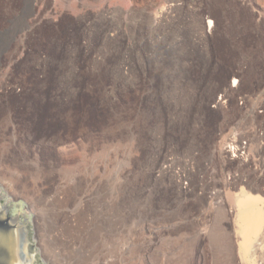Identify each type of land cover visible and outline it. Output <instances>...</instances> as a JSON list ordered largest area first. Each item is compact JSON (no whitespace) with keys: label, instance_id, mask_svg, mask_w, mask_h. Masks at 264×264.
<instances>
[{"label":"rangeland","instance_id":"obj_1","mask_svg":"<svg viewBox=\"0 0 264 264\" xmlns=\"http://www.w3.org/2000/svg\"><path fill=\"white\" fill-rule=\"evenodd\" d=\"M1 40L0 145L14 129L44 171L0 184L48 264H75L45 222L50 167L66 213L85 206L86 264H264V0H0Z\"/></svg>","mask_w":264,"mask_h":264},{"label":"flooded vegetation","instance_id":"obj_2","mask_svg":"<svg viewBox=\"0 0 264 264\" xmlns=\"http://www.w3.org/2000/svg\"><path fill=\"white\" fill-rule=\"evenodd\" d=\"M8 130V128H5ZM3 136L4 143L0 145V167L1 166H13L12 171L10 170L9 173L11 174V177L14 179V184L16 187H18L19 184H26V180L30 174L35 177L32 180V187H35L37 185L36 178H40V171H44V167L40 164L38 154L37 153H30L28 150V147L20 140H17L15 135L14 129H11L8 132H5ZM35 168V169H34ZM34 169V172L32 171ZM49 173L56 172V181L54 184V190L56 192V196L50 201H46V204L50 206V210L46 214L45 222L48 221L53 228L57 231V234L59 235L60 239L63 241V249L66 251V253L70 254L72 256L71 258L74 259L75 264H86L87 259L91 256V251L93 250H84V258L80 259L78 258V252H80L82 247L80 246L79 241V224L75 220V213L81 211L83 213L85 209L84 204L78 205L76 208H74V212L66 213V208L68 206L69 198L73 197L74 199L77 198L76 194L73 191L74 188L70 189L68 187V181L63 180L62 176L57 169H53L50 167L48 170ZM37 176V177H36ZM6 186V185H5ZM7 187V186H6ZM93 190L94 187L92 186ZM68 190L69 193H71L70 197L67 196L68 193H66L64 190ZM7 190H9L7 188ZM72 190V191H71ZM91 190V193L93 192ZM10 191V190H9ZM11 192V191H10ZM15 191H12L14 194ZM74 193V194H73ZM65 199L67 200L66 204H64ZM87 202L88 200L85 199ZM83 201V203H86ZM96 203V202H94ZM94 212H97V207L94 206L93 208ZM38 219L37 215L35 217ZM75 220V224H73V221ZM71 224V225H70ZM57 226V227H56ZM59 227V228H58ZM62 232V233H61ZM61 234V235H60ZM122 246V245H121ZM122 248V247H121ZM125 248V247H123ZM126 249V248H125ZM102 249H100V252ZM98 257V256H97ZM103 258V257H102ZM104 259V258H103ZM107 262L105 264H114L112 260L106 259ZM95 264V263H91ZM103 264V263H102Z\"/></svg>","mask_w":264,"mask_h":264},{"label":"water","instance_id":"obj_3","mask_svg":"<svg viewBox=\"0 0 264 264\" xmlns=\"http://www.w3.org/2000/svg\"><path fill=\"white\" fill-rule=\"evenodd\" d=\"M5 197L4 191L0 189V252L2 253L0 256L5 257L6 252L12 254L16 249L15 244H17L16 239H18L20 226L18 224L21 222L26 233V252L33 257L31 261L23 264H44L38 255L39 250L33 230L32 213L26 209L17 210L14 206L16 207L18 204H13L11 201L6 202ZM10 259L13 261L12 257Z\"/></svg>","mask_w":264,"mask_h":264},{"label":"bare ground","instance_id":"obj_4","mask_svg":"<svg viewBox=\"0 0 264 264\" xmlns=\"http://www.w3.org/2000/svg\"><path fill=\"white\" fill-rule=\"evenodd\" d=\"M3 41L1 40L0 41V50L2 49V47H3ZM100 63H102V62H100ZM94 68L96 69V71H97V75H96V77L98 78V77H101L100 76V74H101V71H102V66H101V64H99L98 62H95V64H94ZM94 69V70H95ZM99 95L100 96H102L103 95V92L102 91H99ZM2 109V108H1ZM118 112V111H117ZM2 113V112H1ZM130 113V112H129ZM115 115V114H114ZM131 115V114H130ZM116 116V115H115ZM129 116V115H128ZM114 117V116H113ZM133 118H135L136 120H137V117H132L131 118V116L130 117H128V119H126L125 118V120H122L123 121V123L125 124V126L127 127V128H131L132 127V125L135 123V119H133ZM112 119V118H111ZM120 120H121V117H120V119H113V120H111V122L109 123V125L110 126H112L111 128H110V130H111V132H117V130L119 129V126H118V124L117 123H119L120 122ZM121 123V122H120ZM123 123H121V124H123ZM113 124V125H112ZM8 185V184H7ZM0 189H2V191H4V194H5V201L6 202H9V201H11V199H14V198H12L7 192H6V190L2 187V185L0 184ZM10 205V204H9ZM27 207V206H26ZM248 209V208H247ZM27 210V209H26ZM245 216V215H244ZM18 225H20L19 226V234H18V239H16V242H17V244H15L16 245V249L14 250V252H12V254L11 253H8V252H6L5 253V257L2 255V257L0 256V264H23V263H25V262H29V261H31L32 260V256H31V254H29V253H27L26 252V248H25V239H26V233H25V230H24V228H23V224L21 223V222H19V224ZM71 225V224H70ZM62 233V232H61ZM61 235V234H60ZM36 245H37V243H36ZM37 247H38V245H37ZM11 250V249H10ZM38 255L40 256V259H42V261H43V263L44 264H48L45 260H44V258L42 257V255H41V252H40V249H39V247H38ZM66 250V249H65ZM12 251V250H11ZM2 253L0 252V255H1ZM13 258V261H11L12 259H10V258ZM10 259V260H9ZM8 261H10V262H8Z\"/></svg>","mask_w":264,"mask_h":264},{"label":"crops","instance_id":"obj_5","mask_svg":"<svg viewBox=\"0 0 264 264\" xmlns=\"http://www.w3.org/2000/svg\"><path fill=\"white\" fill-rule=\"evenodd\" d=\"M238 202L240 206V217L246 224L247 230L256 229L261 221V214L256 207V198L254 196L246 197Z\"/></svg>","mask_w":264,"mask_h":264},{"label":"built area","instance_id":"obj_6","mask_svg":"<svg viewBox=\"0 0 264 264\" xmlns=\"http://www.w3.org/2000/svg\"><path fill=\"white\" fill-rule=\"evenodd\" d=\"M242 80L243 79H242V76L241 75H238L236 77V81H234V83H233L234 85H236V88L240 86ZM243 97H245V96H243ZM238 103L241 105L243 103V100L240 98L239 101H238ZM217 104H218V102H217ZM238 145H240V143H238V141H237V144H236V153H238V154L241 155L243 152H242V150L239 149Z\"/></svg>","mask_w":264,"mask_h":264}]
</instances>
